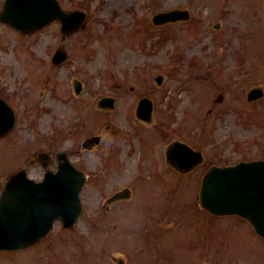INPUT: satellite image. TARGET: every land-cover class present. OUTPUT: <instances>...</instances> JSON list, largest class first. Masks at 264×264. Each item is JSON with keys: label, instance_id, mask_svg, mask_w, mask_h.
<instances>
[{"label": "rangeland", "instance_id": "rangeland-1", "mask_svg": "<svg viewBox=\"0 0 264 264\" xmlns=\"http://www.w3.org/2000/svg\"><path fill=\"white\" fill-rule=\"evenodd\" d=\"M78 1L64 0V3L70 6L69 4L77 5ZM197 1L85 0L91 8L87 30L73 40L71 49L73 61H68L59 74L54 76L49 73L51 66L44 59L42 60L44 64L40 65L39 69L40 59L45 56L44 51L39 53L33 50L64 44L62 39L55 37L54 26L30 37L19 36L0 27V49L8 51V60L23 76L13 78L9 87L21 88L18 93L17 113L19 114L20 111V114H30V116L38 113L67 114V140L71 141L67 147L75 150L83 138L102 132L104 130L102 126L108 124V117L117 119L122 117L125 120L118 110H122L127 118L129 114L131 117L137 101L147 96L153 101L155 120L166 121L165 118H177L180 130L176 132L174 128H165L169 140H180L199 149L205 158V168L212 163L223 165L240 160L264 159V97L255 102L246 100L250 88L264 86V12L261 13L264 9V0H241L242 2L202 0L198 5ZM168 8H189L196 21L188 22L190 24L184 25L179 31L171 26L167 30L163 28L168 34L165 39L161 38L159 30H155V33L148 35L146 39L142 38L143 43L138 46L140 40L138 33L142 35L143 30L129 19L131 12L139 15L149 13V16H152L160 9ZM227 8L229 10L226 12ZM217 21L220 23L218 30L213 27ZM184 27H187V31ZM132 40L133 43L129 47L127 42ZM114 42H119L123 47L135 48L134 62L128 60L127 55L120 60L121 57L114 54ZM88 44H91L92 53L83 61H77L80 51L85 50ZM63 46L67 50V43ZM13 51L17 53L15 60L17 64L10 58ZM45 53L48 59L50 52ZM103 53L115 56L111 65L102 63L104 60L99 58V54ZM2 54L1 57L4 56ZM178 56L182 60H179ZM9 61H6L8 65ZM2 63L4 64L5 61L2 60ZM123 66H139L141 71L128 79L126 77L128 73L121 74L117 71V69L122 70ZM33 67L35 71L39 69L41 74L39 80L27 78L31 76L27 72L32 73ZM109 67L114 68V73L111 75L105 72ZM158 74L163 76L164 82L161 86L154 80ZM175 75H178V78H175ZM65 78L66 81H63ZM70 78L84 82L85 89L81 96L87 101L92 96V100H95V96L118 97L114 113H104L95 105H88L87 112H91L92 117L101 116L96 131L90 134L77 133L76 130L79 131L83 126V118L79 116L72 117L74 120L69 119L70 111L63 107L65 97L67 102L78 100L70 93L71 85L67 80ZM30 83L32 88L29 87ZM130 85L135 87L134 92H129ZM50 86L54 87V93L50 94L48 90L46 96L40 99L39 93L46 91ZM219 95H222L223 99L216 102ZM27 97H30L29 101ZM58 97L60 101L57 100ZM48 106L52 108L50 113ZM26 110L29 111L24 113ZM242 111H248L250 114H242ZM243 117L246 119L242 122ZM48 124L43 123L41 116L31 119L29 130H26L27 126L24 123L23 134L29 136L27 139L23 136L21 147L24 159L40 149L49 151L60 149L53 148L48 144V140L42 139V135L50 136ZM55 124L57 127H49L52 131H63L62 124L58 125V121ZM160 124L161 122L157 127ZM120 126L122 128V125ZM120 132L127 131L122 128ZM9 140L12 141L13 137ZM160 141L161 143H158L160 148L168 144L166 138L161 136ZM43 142L46 144L43 145ZM3 143L6 141L0 142V158H3L6 152L11 156L18 153L15 148L7 149L6 146L1 145ZM119 151L121 150L118 149L116 152ZM136 157L137 153L132 158L130 153H125L124 159L131 167L129 165V167L125 166V170H119L125 171L124 173L116 174L110 171L107 175L108 178L113 177V182H109L113 189L120 188L128 182L132 189L130 201L114 206L121 213L118 229L109 231L94 229L88 219H84L67 233L59 231V226H56L45 240L29 248L27 252H0V264L47 262L51 264H226L223 255L230 257L229 264H262L264 243L259 241V238L255 237L246 226H238L232 222L235 220L226 218L215 222L216 232H214L210 231L212 229L207 222H203L205 216L199 214L200 211L195 215L189 214L196 211H190V208L198 207L196 198L201 171L198 177L193 174L181 178L173 176L167 169L166 181H139L135 179L136 173L133 171V168L137 169ZM73 161L83 169L86 166V171L91 176L101 167L97 152L75 155ZM103 166L108 167L104 162ZM10 168L9 164H4L0 160V186L17 165L11 171ZM126 169L134 173L132 179L129 178L130 174ZM29 177L40 180L42 171L36 168L30 172ZM114 177L117 178V182L114 181ZM81 199L84 209L98 207L102 202V197L92 185L83 190ZM164 210L170 212L165 220L167 226L165 233L156 230L157 226H155L156 219ZM151 212H156V217H151L149 215ZM184 216L189 217L185 219ZM192 223L197 231L183 230L185 224L190 228ZM180 231L182 232L179 237L185 241V245L174 246L175 242L172 238L167 239V237L166 240L155 242V248L152 245L157 237ZM206 232L212 236L208 243L213 249L218 248L217 252H212L213 249L210 250L208 247L207 253H200L199 257L192 258L196 249L203 248V244H199L198 241ZM149 239L150 243H148ZM164 249L176 254L184 253L189 258H180L176 261H172L171 258L167 262L159 254L160 251L164 252ZM210 254L211 259L208 258Z\"/></svg>", "mask_w": 264, "mask_h": 264}, {"label": "water", "instance_id": "water-1", "mask_svg": "<svg viewBox=\"0 0 264 264\" xmlns=\"http://www.w3.org/2000/svg\"><path fill=\"white\" fill-rule=\"evenodd\" d=\"M36 1L39 0H11V3L22 5L30 13L36 6ZM40 24L41 21L23 22L20 25L15 23L26 31ZM150 109V104L143 101L139 111L142 114L143 111L149 114ZM0 114H12L2 101H0ZM219 175H221V180ZM18 177H20L19 180L16 178L13 182L18 180L24 184L23 189L25 191H32L36 198L47 199L46 204H51L49 207L40 208L39 218L36 220V223L40 222V226L38 231L34 233L30 231V238L38 239L45 235V231L49 229V224L56 217L67 219V224L76 221L80 215L78 194L84 178L68 163L67 166L61 167L56 175H47L41 184L28 182L24 175ZM13 186L15 185H11V187ZM210 192H212V197ZM201 203L214 213H229L228 211L241 209L242 212L254 219L257 231L264 236V164L240 165L237 168L225 170L212 169L204 180ZM48 217L47 221L42 220ZM4 238L5 229L0 227V248L7 247L5 241L2 243Z\"/></svg>", "mask_w": 264, "mask_h": 264}]
</instances>
